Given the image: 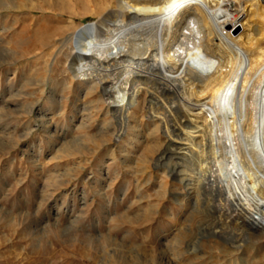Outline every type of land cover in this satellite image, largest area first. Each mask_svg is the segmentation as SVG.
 Segmentation results:
<instances>
[{
	"label": "rangeland",
	"instance_id": "obj_1",
	"mask_svg": "<svg viewBox=\"0 0 264 264\" xmlns=\"http://www.w3.org/2000/svg\"><path fill=\"white\" fill-rule=\"evenodd\" d=\"M85 1L92 10L96 1ZM64 3L0 0V264H223L224 258L264 264V234L233 250L203 230L184 183L170 177L165 186L163 173L146 166L148 131L160 117H139L140 142L121 152L103 142L109 128L92 106L96 95H83L79 78L89 79L90 69L46 70L63 36L77 33L79 24L81 31L100 25L93 14H81L80 4ZM51 88L54 104L47 100ZM87 106L92 124L79 129ZM71 146L82 153L65 156ZM247 162L251 175H263L254 160ZM222 249L226 256L218 258Z\"/></svg>",
	"mask_w": 264,
	"mask_h": 264
},
{
	"label": "bare ground",
	"instance_id": "obj_2",
	"mask_svg": "<svg viewBox=\"0 0 264 264\" xmlns=\"http://www.w3.org/2000/svg\"><path fill=\"white\" fill-rule=\"evenodd\" d=\"M94 1L87 10L85 0H54L68 8L80 4L81 14H93L100 25L81 31L79 24L77 33L63 36L46 70L90 69L89 79L79 78L83 95H96L92 106L105 117L103 129L109 128L103 142L121 152L140 142L139 117H160L148 131L152 156L146 166L163 173L165 186L170 177L184 183L203 230L216 240L240 249L239 241L259 238L264 234V0ZM53 97L51 88V104ZM58 103L64 114L66 105ZM89 108L77 128L92 124ZM38 116H44L42 108ZM64 153L73 157L82 149L71 146ZM110 154L114 160L115 148ZM249 159L261 177L249 173Z\"/></svg>",
	"mask_w": 264,
	"mask_h": 264
}]
</instances>
